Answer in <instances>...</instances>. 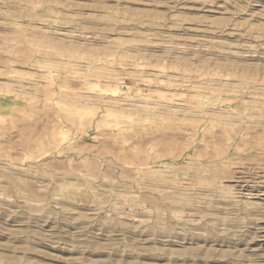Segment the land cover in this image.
Wrapping results in <instances>:
<instances>
[{
    "label": "clouds",
    "instance_id": "9594fccd",
    "mask_svg": "<svg viewBox=\"0 0 264 264\" xmlns=\"http://www.w3.org/2000/svg\"><path fill=\"white\" fill-rule=\"evenodd\" d=\"M124 3L114 0L108 6L83 0H0V27L15 30L14 38L0 33L4 41L0 54L17 57L16 63L31 62L30 49H17L30 43L26 34L42 31L32 28V22L78 26L81 20L104 22V27L91 30L96 35L118 32V25L134 20L151 22L130 19ZM153 3L166 4L167 12L140 15L154 16L162 22L160 28L167 27L168 22L181 26L180 18L173 15L179 0ZM226 4L232 6L227 10L229 15L209 22L206 30L229 32L237 41L243 40L238 54L264 56V0H226ZM84 9L100 14L84 15ZM69 10L75 14L69 15ZM88 31L80 26L70 36L80 37ZM146 42L143 38L114 39L107 49L94 50L105 56L95 59V67L89 65L87 78L118 84L125 89L116 94L118 98L85 86L61 89L58 95L68 101L71 112L62 115L47 104L39 108L38 122L45 124V132L39 137L21 134L13 139L9 121L0 122V209L14 208L31 219L69 212L62 207L67 201L85 203L93 209L87 219L110 227L114 235L132 226L168 230L177 224H203L216 229L221 222L237 221L239 227L234 231L224 230L236 245L226 253L228 264H264V228H258L255 235L247 231L250 223L264 221V205L241 201L223 209V215L215 214L223 199L222 182L234 171L264 176V65L258 73L237 77L235 72L224 71L232 65L211 58L201 60L199 55L184 60L172 55L171 46L159 57L128 47ZM207 47L223 50V46L210 42ZM3 56L0 75H19L7 71L11 61ZM24 56L28 59H20ZM229 77L237 82L231 83ZM126 79L132 81L131 89L124 84ZM141 84L144 90L139 88ZM153 85L156 90H152ZM51 91V83L46 87L33 85V94ZM68 92H75V97L67 96ZM74 99L86 107H76ZM145 102H151V106ZM115 112L127 115L113 119ZM61 128L68 131L67 139L59 135ZM25 175L27 179H19ZM4 234L8 242H0V264H29L26 257L32 248L28 245L39 234L27 225L11 232L0 228V235ZM70 236L66 247L84 251L104 247L89 234ZM18 237L26 242L18 244ZM46 239L51 241L52 236ZM256 240L262 242L259 250L251 246ZM125 245L122 238H110L107 250Z\"/></svg>",
    "mask_w": 264,
    "mask_h": 264
},
{
    "label": "rangeland",
    "instance_id": "374dc122",
    "mask_svg": "<svg viewBox=\"0 0 264 264\" xmlns=\"http://www.w3.org/2000/svg\"><path fill=\"white\" fill-rule=\"evenodd\" d=\"M83 2L107 3L108 6H112L114 0H83ZM122 7L130 13V19L135 17L140 21L147 19L151 22L138 23L134 20L132 23L118 25V32L96 35L91 30L104 27V22L92 19L81 20L80 26L89 31L80 37L70 36L71 32L80 30V26L76 24L42 25L39 22H32V28L42 29V31L26 34L30 43L21 45V48L17 49V51L30 49L31 62L16 63L17 57L0 54L4 59L11 61L7 71L19 74L0 75V122L5 119L9 121L8 126L15 133L13 139H19L21 134L39 137L45 132V124L38 122L36 114L37 110L45 104L54 109L56 113L70 114L71 105H68L67 100H61L58 95L61 89H77L85 86L100 89L106 96L118 98L116 94L125 90L121 89L118 84L96 82L87 78L89 65L95 67V59L105 56V53L94 50L107 49L110 41L114 39L143 38L149 42L128 47L134 52L152 57L163 56L171 46L172 55L184 60L195 55H199L201 60L211 58L220 64L232 65L233 67L224 71L226 73L235 72L237 77L258 73L261 65H264V56L259 53L255 55L247 52L238 54V48L244 43L243 40L237 41L229 32L206 30L210 26L209 22L223 20L229 15L227 10L232 6L226 4V0H215V3L207 4L204 0H179L173 15L180 18L178 21L181 24L180 27H174L172 22H168L167 27L160 28L159 24L162 22L154 16L140 15L167 12L166 4H156L153 0H125ZM83 13L84 15L100 14L94 9H84ZM68 14L74 15L75 12L69 10ZM22 24L28 26L27 21H22ZM0 33L14 38L15 30L0 27ZM209 42L223 46V50L208 48ZM3 43V39H0V44ZM81 45H83L82 48ZM228 46H231V50ZM56 52L61 55H55ZM20 59L26 60L28 57L24 56ZM32 63L38 66L32 67ZM3 69L4 65L0 64V70ZM35 77L46 79H35ZM229 81L237 82L232 77H229ZM49 83L52 85L51 93L36 92L33 94V85L46 87ZM124 84L127 89L132 88L130 79H126ZM139 88L144 90L145 85L141 84ZM152 90H156L155 85L152 86ZM160 90L163 88L161 87ZM66 95L75 97V92H68ZM87 95H95V93ZM72 103L78 108L86 107L82 101L77 103L74 99ZM145 103L151 106V102ZM65 105L68 107L65 108ZM122 115H127V113L115 112L111 118L118 120ZM59 135L67 139L68 131L61 128ZM87 143L89 146H95L91 141ZM43 159L48 160L47 157ZM167 160L168 158H165V162ZM19 179H27V176H20ZM222 183L223 199L216 215H223V209H228L241 201L264 205V176H256L248 171H234ZM62 207L70 211L60 216L40 214L31 219L27 215L15 212L14 208L0 209V228L11 232L22 230L27 225L32 232L39 234L28 245L32 248L26 257L29 264H83L84 261H87V264H228L230 258L226 253L236 246L232 242V236L224 234V230L227 228L234 231L239 227L237 221L221 222L216 229L203 224L187 226L177 224L168 230L132 226L118 230L114 235L110 227L87 219L93 211L88 204L67 201L62 204ZM77 216L81 218L78 219ZM126 223L134 224L132 221H126ZM258 228H264V221L250 223L247 231L255 235ZM76 233L89 234L90 237L96 239L97 244L104 247H93L87 251L71 246L66 247V241L71 239L70 234ZM48 235L52 236L51 241L46 239ZM110 238H122L126 245L107 250ZM251 238L249 236L250 240ZM0 242H8V235H0ZM16 242L22 245L26 241L23 237H18ZM243 246L244 244L240 245V247ZM251 246L254 250H259L262 242L256 240ZM5 254L10 255V252L6 251Z\"/></svg>",
    "mask_w": 264,
    "mask_h": 264
}]
</instances>
